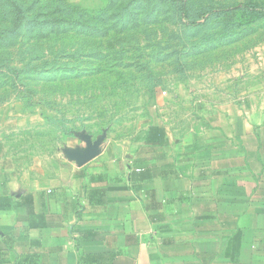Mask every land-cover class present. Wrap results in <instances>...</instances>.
<instances>
[{
  "label": "crops",
  "instance_id": "obj_1",
  "mask_svg": "<svg viewBox=\"0 0 264 264\" xmlns=\"http://www.w3.org/2000/svg\"><path fill=\"white\" fill-rule=\"evenodd\" d=\"M252 55L50 177L0 137V264H264V43Z\"/></svg>",
  "mask_w": 264,
  "mask_h": 264
},
{
  "label": "rangeland",
  "instance_id": "obj_2",
  "mask_svg": "<svg viewBox=\"0 0 264 264\" xmlns=\"http://www.w3.org/2000/svg\"><path fill=\"white\" fill-rule=\"evenodd\" d=\"M261 43L264 0H0V137L50 177L178 117Z\"/></svg>",
  "mask_w": 264,
  "mask_h": 264
},
{
  "label": "trees",
  "instance_id": "obj_3",
  "mask_svg": "<svg viewBox=\"0 0 264 264\" xmlns=\"http://www.w3.org/2000/svg\"><path fill=\"white\" fill-rule=\"evenodd\" d=\"M16 8L18 9L19 6L17 5ZM161 133L162 130L159 127H150L148 134L146 136L147 137L146 142L157 141L161 137L162 135Z\"/></svg>",
  "mask_w": 264,
  "mask_h": 264
},
{
  "label": "built area",
  "instance_id": "obj_4",
  "mask_svg": "<svg viewBox=\"0 0 264 264\" xmlns=\"http://www.w3.org/2000/svg\"><path fill=\"white\" fill-rule=\"evenodd\" d=\"M164 94V93H163Z\"/></svg>",
  "mask_w": 264,
  "mask_h": 264
}]
</instances>
